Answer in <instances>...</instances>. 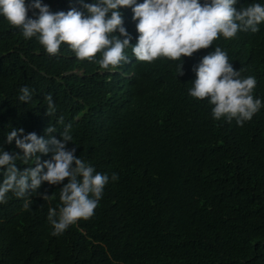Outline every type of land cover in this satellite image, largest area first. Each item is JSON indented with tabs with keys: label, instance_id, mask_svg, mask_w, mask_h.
I'll use <instances>...</instances> for the list:
<instances>
[{
	"label": "trees",
	"instance_id": "16d2710c",
	"mask_svg": "<svg viewBox=\"0 0 264 264\" xmlns=\"http://www.w3.org/2000/svg\"><path fill=\"white\" fill-rule=\"evenodd\" d=\"M42 2L53 13L75 8L87 15L83 3L97 0ZM253 3L264 6V0H238L235 7ZM119 10L135 45L138 21L131 7ZM28 15L38 18V10ZM258 27L221 36L175 61L141 62L129 47L128 63L105 70L97 63L100 54L80 60L67 44L49 55L36 37L24 38L0 15V150L23 155L15 141L7 143L13 129L47 138L51 124L57 129L51 135L62 140L70 123L68 149L110 178L94 216L60 236L51 235L47 217L61 204L63 184L41 185L40 193H54L49 201L8 193L0 203V264H264V23ZM215 46L235 70L243 69L242 77L257 81L253 95L262 107L242 127L214 119L207 99L189 95L194 67ZM25 86L30 102L19 100ZM48 94L56 109L51 116ZM33 163L18 160L17 167ZM25 199H32L28 210Z\"/></svg>",
	"mask_w": 264,
	"mask_h": 264
},
{
	"label": "clouds",
	"instance_id": "9594fccd",
	"mask_svg": "<svg viewBox=\"0 0 264 264\" xmlns=\"http://www.w3.org/2000/svg\"><path fill=\"white\" fill-rule=\"evenodd\" d=\"M237 3L238 0H204L203 4L201 0H144L143 3L97 0L94 4L83 3L85 15L75 8L53 13L42 0H32L30 5L26 0H0V15L10 25L21 29L24 38L36 37L49 55H57L61 45L67 44L80 60L92 61L100 54L97 63L108 70L129 62L125 52L129 47L141 62L151 63L158 58L175 61L208 49L221 36L231 39L241 31L258 32V25L264 23V6L253 3L238 10ZM122 7H131L133 19L138 21L139 35L135 45L124 27L119 10ZM30 8L38 10V18L29 17ZM117 31L119 36L115 35ZM177 69L179 76L184 75L183 63ZM242 70H235L227 52L215 46V50L194 67L196 78L188 90L189 95L198 100L207 99L213 105L214 119L226 118L229 122L234 119L242 127L262 107V101L253 95L257 84L255 77H242ZM20 93V101H31L32 90L28 87H22ZM44 100L47 115H53L56 109L52 95L48 94ZM71 129L70 123L63 127L62 140L51 135L57 131L51 124L45 130L47 138L36 133L24 135L22 128L13 129L7 133V143L15 141L23 155L0 150V169H6L0 183V203H7L10 192L21 199L35 194L49 201L54 193H40L41 185L44 182L63 184L60 206L58 209L50 207L48 211L53 236H60L80 220L93 217L110 179L77 157L76 148L68 149V143L73 140ZM50 152L52 158L42 161L41 155ZM18 160L25 165L34 161L32 165L35 166L20 170ZM118 179V174L113 173L111 180ZM31 204L32 199H25L23 208L28 210Z\"/></svg>",
	"mask_w": 264,
	"mask_h": 264
}]
</instances>
